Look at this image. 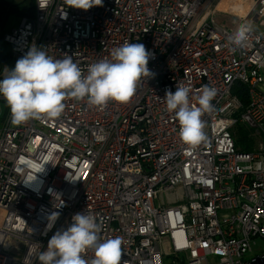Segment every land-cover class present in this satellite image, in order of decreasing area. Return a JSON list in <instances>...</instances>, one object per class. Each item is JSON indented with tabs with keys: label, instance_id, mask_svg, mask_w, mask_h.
I'll return each instance as SVG.
<instances>
[{
	"label": "built area",
	"instance_id": "2783aa9c",
	"mask_svg": "<svg viewBox=\"0 0 264 264\" xmlns=\"http://www.w3.org/2000/svg\"><path fill=\"white\" fill-rule=\"evenodd\" d=\"M34 5L1 39L16 60L35 45L71 56L86 74L125 42L141 43L155 75L127 103L68 98L59 118L20 125L0 96V264H39L51 236L83 212L100 223L101 241L123 238L120 264H264L252 248L264 239V171L255 170L264 163V0L232 11L217 0ZM246 21L255 30L233 51L228 38ZM177 85L191 88L193 105L203 86L217 89L196 145L182 141L167 109ZM240 128L260 140L254 150L237 146ZM52 212L60 215L46 230ZM82 255L94 258L91 249Z\"/></svg>",
	"mask_w": 264,
	"mask_h": 264
},
{
	"label": "clouds",
	"instance_id": "9594fccd",
	"mask_svg": "<svg viewBox=\"0 0 264 264\" xmlns=\"http://www.w3.org/2000/svg\"><path fill=\"white\" fill-rule=\"evenodd\" d=\"M68 3L70 7L88 10L102 6L103 0H68ZM254 30L251 21L241 23L228 38L232 50L246 47ZM111 57V60L102 59L89 65L85 74L71 56L54 59L32 45L0 79V96L10 109L11 123L20 125L29 120L59 118L68 98H87L89 104L96 106H104L110 100L127 103L139 84L155 75L148 68L152 53L141 43L125 42L113 49ZM191 91L188 86L177 85L175 92L167 90L164 98L167 109L178 119L182 141L196 145L206 139L203 117L214 111L212 101L217 89L203 86L196 105L190 103ZM255 170L264 171V163H258ZM59 215L52 212L47 216L46 230L52 228ZM100 232L101 225L93 215L76 213L70 226L56 231L46 250L40 251L36 258L39 264H120L123 238L117 236L101 241ZM87 249L94 252L90 261L82 255Z\"/></svg>",
	"mask_w": 264,
	"mask_h": 264
},
{
	"label": "trees",
	"instance_id": "16d2710c",
	"mask_svg": "<svg viewBox=\"0 0 264 264\" xmlns=\"http://www.w3.org/2000/svg\"><path fill=\"white\" fill-rule=\"evenodd\" d=\"M34 1L29 7L19 8L18 6L8 2L7 0H0V66L2 67V74L0 73V79H3L6 70H10L15 67L16 59L12 56L11 51L4 46L1 42L3 33L5 32L9 18L15 16L17 18L33 17L34 16ZM18 19V20H19ZM247 87L238 82L234 88V94L239 97L242 102V111H245L248 106ZM243 138L236 139L237 146L244 151H252V147L245 145ZM245 145V146H244Z\"/></svg>",
	"mask_w": 264,
	"mask_h": 264
},
{
	"label": "rangeland",
	"instance_id": "374dc122",
	"mask_svg": "<svg viewBox=\"0 0 264 264\" xmlns=\"http://www.w3.org/2000/svg\"><path fill=\"white\" fill-rule=\"evenodd\" d=\"M7 1L18 6L19 8H23L25 6L29 7L34 0H7ZM217 1L220 2V5L226 8L228 5L227 3L232 2L233 0H217ZM18 19L19 18L15 16H11L9 18V22L6 28H10L16 25L18 22ZM4 46L8 48L6 45ZM2 72L3 70H2V67L0 66V73L2 74ZM1 120H2V116H0V124H1ZM240 137L245 140L244 141L245 145H249L252 147V150H254L259 145L260 140L254 135L252 130H249L247 128L245 130L241 128L237 129L235 133V138L239 139ZM252 248H253L254 254L264 252V239L263 238L254 239L252 242Z\"/></svg>",
	"mask_w": 264,
	"mask_h": 264
},
{
	"label": "bare ground",
	"instance_id": "6f19581e",
	"mask_svg": "<svg viewBox=\"0 0 264 264\" xmlns=\"http://www.w3.org/2000/svg\"><path fill=\"white\" fill-rule=\"evenodd\" d=\"M250 0H233L232 2L227 3L226 9L229 11L232 10H241L244 3L249 2Z\"/></svg>",
	"mask_w": 264,
	"mask_h": 264
}]
</instances>
